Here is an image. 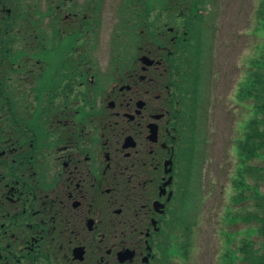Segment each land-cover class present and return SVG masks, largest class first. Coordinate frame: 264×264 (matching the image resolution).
Masks as SVG:
<instances>
[{
  "label": "flooded vegetation",
  "instance_id": "1",
  "mask_svg": "<svg viewBox=\"0 0 264 264\" xmlns=\"http://www.w3.org/2000/svg\"><path fill=\"white\" fill-rule=\"evenodd\" d=\"M20 4L36 8L23 17L36 24L20 37L32 50L23 69L34 83H5L0 107V264H169L184 176H198L206 159L212 112L234 114L220 83L192 110L193 95L169 79L172 58L195 53L188 28L209 3ZM7 7L0 0V12ZM99 44L110 47L102 71L92 57ZM61 51L75 72L49 83Z\"/></svg>",
  "mask_w": 264,
  "mask_h": 264
},
{
  "label": "rangeland",
  "instance_id": "2",
  "mask_svg": "<svg viewBox=\"0 0 264 264\" xmlns=\"http://www.w3.org/2000/svg\"><path fill=\"white\" fill-rule=\"evenodd\" d=\"M260 4L261 0H214L212 6L204 9V14L217 24L209 56L206 50H199L198 70L201 83L206 85L200 88L203 91L200 95L205 99L203 108L216 95L214 83H220L223 106L234 110V114L227 117V110L212 112L205 130L209 139L204 153L207 156L198 168V178L192 170L184 176L185 192L180 211L185 217L183 222L172 224L174 235L169 264H245L238 257H232L227 246H238L245 238L254 242L256 248L264 243V236L255 229L259 221L244 218L257 210L253 195L243 202L236 197L242 188L245 193H250L251 188L264 191V161L260 155L241 156L234 145L243 131L240 118L247 117L249 109L251 115L254 114L256 103L252 96L238 99L239 83L248 78V70L255 67L252 61L261 51L264 67V33L256 28ZM109 48V45L99 44L92 56L101 71L106 69ZM260 72L264 75V69ZM184 90L189 91L188 83H184ZM260 151L264 152V147ZM252 167L260 169V177L252 175Z\"/></svg>",
  "mask_w": 264,
  "mask_h": 264
},
{
  "label": "trees",
  "instance_id": "3",
  "mask_svg": "<svg viewBox=\"0 0 264 264\" xmlns=\"http://www.w3.org/2000/svg\"><path fill=\"white\" fill-rule=\"evenodd\" d=\"M22 0H6V5L10 7V13L0 12V107L4 110L3 98L7 96L5 83H34L28 77L23 67L25 63L23 58H26L27 50H31L28 42H24L20 39L21 36L26 37L27 29L29 25H35L36 21L29 19L26 23L23 21V17L26 16L28 10L31 11V15L35 17V7L25 8V5H21ZM26 3V2H25ZM28 5V4H27ZM257 20L260 23H264V0H261V4L257 8ZM35 29V28H34ZM32 32V31H30ZM26 41L27 38H25ZM15 42L14 44L11 42ZM20 42V45L16 46V43ZM32 51V50H31ZM35 57V51L32 52ZM49 60L51 56L48 57ZM71 56L61 51L55 54V62L53 68H49L47 71V80L49 83H54L55 80L62 82L64 79H70L71 75L75 72L76 61L70 60ZM198 60V56L181 54L172 59L170 72L171 75H176L177 79L175 83H200L201 76L199 71L195 68L193 71H187L186 67H195V63ZM51 62V61H50ZM252 63L255 69L250 70V76L247 83H250L251 94L255 97V114L252 115L248 122V131L243 138L240 149L243 155L254 157L260 155V149L264 146V75L260 72L264 67L262 65V59L259 56L254 59ZM58 66L59 72H55ZM185 68V69H184ZM46 73V72H45ZM36 80V70L32 75ZM32 79V77L30 78ZM27 81V82H26ZM30 81V82H29ZM13 89V87H12ZM257 114H260L259 116ZM252 175L260 177L259 168H251ZM255 199L254 204L257 206L256 212L248 217L244 215L246 221L251 218L258 220L259 225L255 227L264 236V193L256 191L252 194ZM250 231L251 228H250ZM231 239V238H230ZM243 241V242H242ZM238 246L229 247V253L232 257H238L245 264H264V250L261 251L260 247H264V243L257 248L254 247V242L243 239Z\"/></svg>",
  "mask_w": 264,
  "mask_h": 264
}]
</instances>
